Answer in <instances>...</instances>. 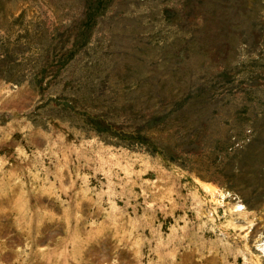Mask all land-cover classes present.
Returning a JSON list of instances; mask_svg holds the SVG:
<instances>
[{"label":"rangeland","instance_id":"374dc122","mask_svg":"<svg viewBox=\"0 0 264 264\" xmlns=\"http://www.w3.org/2000/svg\"><path fill=\"white\" fill-rule=\"evenodd\" d=\"M0 264H264V0H0Z\"/></svg>","mask_w":264,"mask_h":264}]
</instances>
